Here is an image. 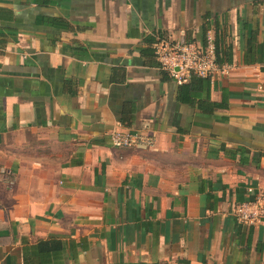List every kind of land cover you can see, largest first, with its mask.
<instances>
[{
  "label": "crops",
  "instance_id": "0c3cea01",
  "mask_svg": "<svg viewBox=\"0 0 264 264\" xmlns=\"http://www.w3.org/2000/svg\"><path fill=\"white\" fill-rule=\"evenodd\" d=\"M207 30L233 65L213 114L153 54ZM0 36V264L50 239L48 264H264V224L231 216L264 186V0H0Z\"/></svg>",
  "mask_w": 264,
  "mask_h": 264
},
{
  "label": "built area",
  "instance_id": "2783aa9c",
  "mask_svg": "<svg viewBox=\"0 0 264 264\" xmlns=\"http://www.w3.org/2000/svg\"><path fill=\"white\" fill-rule=\"evenodd\" d=\"M153 53L159 67L177 84L186 82L191 74L208 77L227 74L233 67L231 63L216 60L215 37L207 30L204 42L183 40L173 36L159 37L153 44ZM114 146L152 147L154 136L145 132L114 130L110 133ZM247 197L236 203L231 216L240 225L256 226L264 224V186L246 188Z\"/></svg>",
  "mask_w": 264,
  "mask_h": 264
},
{
  "label": "trees",
  "instance_id": "16d2710c",
  "mask_svg": "<svg viewBox=\"0 0 264 264\" xmlns=\"http://www.w3.org/2000/svg\"><path fill=\"white\" fill-rule=\"evenodd\" d=\"M205 37L201 42H204ZM5 41L4 37L0 36V43ZM215 52L216 60L219 63H231V51L225 50L220 53L216 46L215 39ZM154 54V53H153ZM159 66V65H158ZM166 76L167 72L162 70ZM210 78L199 77L191 74L188 80L182 84H178V97L179 101L188 104L190 107L199 109L202 113L213 114L217 109H225L227 102L222 100L215 102L210 99ZM62 251V242L56 239H50L39 242L34 248V252L39 255V264H48L52 259L50 256L52 252ZM38 252V253H37ZM27 259L24 260V264H28Z\"/></svg>",
  "mask_w": 264,
  "mask_h": 264
},
{
  "label": "rangeland",
  "instance_id": "374dc122",
  "mask_svg": "<svg viewBox=\"0 0 264 264\" xmlns=\"http://www.w3.org/2000/svg\"><path fill=\"white\" fill-rule=\"evenodd\" d=\"M163 264H167V263H163Z\"/></svg>",
  "mask_w": 264,
  "mask_h": 264
}]
</instances>
